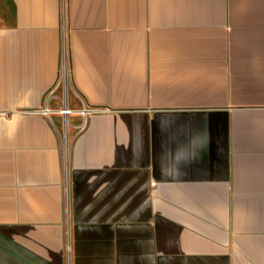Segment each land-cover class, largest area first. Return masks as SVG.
Returning <instances> with one entry per match:
<instances>
[{"label": "crops", "instance_id": "0c3cea01", "mask_svg": "<svg viewBox=\"0 0 264 264\" xmlns=\"http://www.w3.org/2000/svg\"><path fill=\"white\" fill-rule=\"evenodd\" d=\"M0 264H264V0H0Z\"/></svg>", "mask_w": 264, "mask_h": 264}, {"label": "built area", "instance_id": "2783aa9c", "mask_svg": "<svg viewBox=\"0 0 264 264\" xmlns=\"http://www.w3.org/2000/svg\"><path fill=\"white\" fill-rule=\"evenodd\" d=\"M62 72V71H61ZM63 84L61 82V76H60V79H59V82L57 83V86L58 85H61ZM57 86H55L51 92L49 93V98L52 97L53 93L55 92V89L57 88ZM63 104H64V101L62 100ZM58 110V109H57ZM92 111H97L96 109L94 108H82L81 110L78 111L79 115L82 116L83 118V123L85 121V118L86 116L92 112ZM55 112H58V111H55L53 110L52 108H50L48 105L41 108V109H35V110H31L29 113H32V114H41V115H44V116H50L51 114L55 113ZM62 112L65 113V114H71L73 112V110L71 108H68V106H64L62 108ZM83 123L80 125L82 126Z\"/></svg>", "mask_w": 264, "mask_h": 264}, {"label": "bare ground", "instance_id": "6f19581e", "mask_svg": "<svg viewBox=\"0 0 264 264\" xmlns=\"http://www.w3.org/2000/svg\"><path fill=\"white\" fill-rule=\"evenodd\" d=\"M67 73H68V69H67V65H64L63 66V69H62V72H61V81L63 80H66L68 77H67ZM55 111H58L59 113H63L62 112V109L60 110H55ZM75 111H73L72 113H74Z\"/></svg>", "mask_w": 264, "mask_h": 264}, {"label": "rangeland", "instance_id": "374dc122", "mask_svg": "<svg viewBox=\"0 0 264 264\" xmlns=\"http://www.w3.org/2000/svg\"><path fill=\"white\" fill-rule=\"evenodd\" d=\"M58 86H59V85H58ZM61 87H62V86H61ZM58 110H60V109H58ZM73 111H74V110H73ZM75 112H76V111H75ZM75 112H74V113H75ZM55 113H57V112H55Z\"/></svg>", "mask_w": 264, "mask_h": 264}]
</instances>
